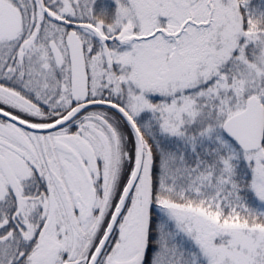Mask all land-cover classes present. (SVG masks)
I'll return each mask as SVG.
<instances>
[{"label": "snow or ice", "instance_id": "6c2138e0", "mask_svg": "<svg viewBox=\"0 0 264 264\" xmlns=\"http://www.w3.org/2000/svg\"><path fill=\"white\" fill-rule=\"evenodd\" d=\"M0 264H264V0H0Z\"/></svg>", "mask_w": 264, "mask_h": 264}]
</instances>
